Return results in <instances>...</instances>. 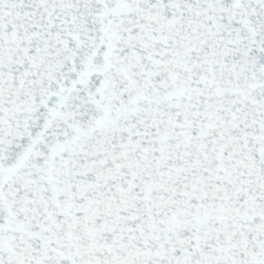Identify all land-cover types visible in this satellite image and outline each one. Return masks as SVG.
<instances>
[{"label": "snow or ice", "instance_id": "6c2138e0", "mask_svg": "<svg viewBox=\"0 0 264 264\" xmlns=\"http://www.w3.org/2000/svg\"><path fill=\"white\" fill-rule=\"evenodd\" d=\"M0 264H264V0H0Z\"/></svg>", "mask_w": 264, "mask_h": 264}]
</instances>
